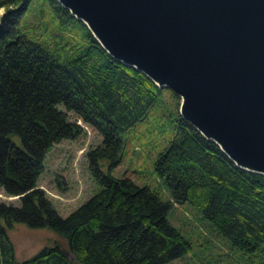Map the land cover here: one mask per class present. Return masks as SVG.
Returning <instances> with one entry per match:
<instances>
[{
	"label": "trees",
	"instance_id": "1",
	"mask_svg": "<svg viewBox=\"0 0 264 264\" xmlns=\"http://www.w3.org/2000/svg\"><path fill=\"white\" fill-rule=\"evenodd\" d=\"M0 7V189L20 201L0 202V264H165L191 250L167 218L183 202L230 248L256 252L251 264H264V175L237 167L179 113L153 163L171 200L104 174L100 161L120 163L123 133L146 118L165 88L112 58L57 0H0ZM67 112L101 135L85 153L99 188L62 217L37 182L51 146L83 131ZM14 223L52 230L72 258L53 244L17 261L8 235Z\"/></svg>",
	"mask_w": 264,
	"mask_h": 264
},
{
	"label": "water",
	"instance_id": "2",
	"mask_svg": "<svg viewBox=\"0 0 264 264\" xmlns=\"http://www.w3.org/2000/svg\"><path fill=\"white\" fill-rule=\"evenodd\" d=\"M57 2L112 58L176 94L181 118L231 162L264 175V0Z\"/></svg>",
	"mask_w": 264,
	"mask_h": 264
},
{
	"label": "rangeland",
	"instance_id": "3",
	"mask_svg": "<svg viewBox=\"0 0 264 264\" xmlns=\"http://www.w3.org/2000/svg\"><path fill=\"white\" fill-rule=\"evenodd\" d=\"M4 10V7H0V16ZM179 102L180 99L177 109ZM59 108L63 107L59 105ZM67 115L69 120L82 126L83 131L75 139H65L51 146L45 155L44 168L37 182L62 217L76 209L99 188L90 173L85 153L100 144L101 135L74 113L67 112ZM177 116L173 92L162 89L146 118L123 133L124 147L120 163L110 168L107 160H101L102 172L116 178L129 177L138 186L154 189L162 200H171L169 188L158 177L153 163L158 153L173 138ZM0 202L20 204L17 196H8L2 189ZM167 218L190 242L191 250L165 264H251L253 255H256V252L244 253L230 248L226 238L201 219L199 211L188 202L173 203ZM8 235L19 262L40 248L53 244L66 249L67 256L72 258L65 239L48 228H31L23 223H14L8 229Z\"/></svg>",
	"mask_w": 264,
	"mask_h": 264
}]
</instances>
